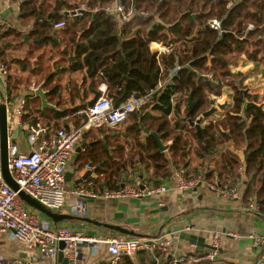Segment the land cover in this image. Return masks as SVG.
Wrapping results in <instances>:
<instances>
[{
    "label": "crops",
    "instance_id": "0c3cea01",
    "mask_svg": "<svg viewBox=\"0 0 264 264\" xmlns=\"http://www.w3.org/2000/svg\"><path fill=\"white\" fill-rule=\"evenodd\" d=\"M94 2L95 0H0V20L2 22L0 28V64L9 71L7 84L4 85L0 80V103L6 101L16 107L21 101H25L26 92L24 89L29 92L32 98H35L34 92L39 87L46 96L50 89H55L57 92L48 98V103L53 106H62L61 108L55 107L56 109L53 110L58 113L84 104L87 106L94 95L90 92L91 87H96L99 91L100 86L104 85L107 89L105 83L98 82L101 80L102 70L99 69L95 74L91 72V76L85 63L92 42H99L97 44L100 46L106 45L103 43L106 39L104 37H95L93 34L83 37L88 29L84 13H95L99 7L98 5L92 6ZM118 6L121 7L118 1L114 0L106 9L110 10L107 14L116 16L118 20L117 41L121 44L124 40L121 33L124 23L132 20L136 15L141 18H146V16L134 13L131 9L128 11L123 9L129 14V17L126 21H122L115 11ZM77 9H83L80 16L76 18L67 16L68 11L71 13ZM153 19V24L159 22L157 17ZM61 21L66 23L65 27L55 29L54 25ZM46 26L50 28L48 29ZM24 35H27V41L24 40ZM38 40H41V43L37 44ZM127 40L129 38L125 41ZM148 48L150 53L158 59L162 55L171 54L174 45L152 42ZM169 49L171 51H168ZM116 52L117 48L115 49ZM100 62L105 67L115 61L105 54L100 57ZM76 64H79V67L75 68ZM251 65L244 56H241L233 61L229 67L232 74H243L247 69L250 72L254 70V65ZM171 73H167L168 79L158 83V88L171 82L174 75ZM206 75L203 77L205 78ZM21 79L24 81L27 79V84L20 82V85L15 87L16 90L9 89L10 84L14 86ZM205 80L207 79L205 78ZM208 81L211 82L212 80ZM160 93L157 94V98L152 104L144 106L142 111L140 109L135 111L118 128L109 130L101 127L84 133L65 170V176L66 174L68 176L66 178L64 176L67 192L64 206L60 211L55 212L63 215H74L72 210L76 208L79 201L72 195L75 188L101 192L109 191L106 190L108 188L114 190L124 185H132L144 189V187L148 188L147 182L150 180L152 183L158 182V187L164 186L166 189L164 193L117 201L104 198L84 199L83 201L82 207L85 214L82 217L100 224L117 226L132 232L135 236L121 235L79 220L63 221L57 224L50 222L80 232L86 238L136 237L147 239L166 235L171 238L178 254L208 251L211 235L218 232L224 235L221 237L215 260L208 264H264V245L256 244L254 241V238L264 237V218L263 215L257 213L258 207L253 200L257 199V193L255 189L250 190L249 187L245 152L235 149L231 142H226L218 146L211 161L205 164V167L200 168L198 172L194 171L195 167L202 166H200L199 157L193 152L192 156L187 158L188 167L181 169L178 167V169L176 164L172 163V154L169 151L173 139H167L166 134L158 131V124L149 119L162 118L163 113L155 108L158 105L157 99ZM172 96L170 102L174 108L166 116V120L173 131L177 133L186 132V129L188 127L190 129L191 126L182 116L185 105L179 106V114L177 115L174 110L179 99L177 96L175 98ZM218 97L208 94V99L214 101V106L225 103L217 102L216 98ZM226 103L225 111L218 110L215 114L202 119L200 128L220 120L226 110L231 107L229 101ZM79 111H83V109H78L53 121L59 127L46 126L49 129V136L59 129L68 128L71 125L78 126L74 124V121L76 119L79 121L80 118L75 117L74 114ZM50 115L53 114L50 113ZM139 123L149 134L140 128ZM135 125L139 128L138 133H136ZM150 133H154L162 146H166L167 149L159 152L157 141ZM150 139L157 145L156 152L161 154L167 162L165 169L168 170V177L158 178L153 174L152 161L147 159L149 150L152 148ZM18 145L24 146V136L23 143ZM98 146L106 151L105 163L92 165L93 168L91 167V170L87 171L85 164L90 162L88 160L84 162V155L98 148ZM225 150L232 152L240 160L235 177L230 184L224 185L218 183L215 175L214 178L211 177L206 180L207 171L215 167L221 153ZM116 166H122L126 172L124 173L122 168L117 171ZM206 167L207 169H205ZM85 172L91 173L82 180ZM193 174L198 176L193 177L194 179L188 178ZM153 177L155 180L152 179ZM178 178L199 180V183L193 189L180 190L177 188ZM210 187H214L215 191ZM223 188L233 191L236 196L230 198L226 191L222 192ZM250 201L254 202L257 211L253 212L248 209ZM185 234L201 239L200 247L195 246V249H192L191 244L181 237ZM76 250L79 256L75 264H110L109 254L104 246L95 247L81 243ZM16 260L21 264H49L40 258L36 248L28 251L25 245L15 240L11 231L1 234L0 262L7 263ZM125 260L122 258L117 264H127ZM129 262L130 264H154L141 251L137 252L133 259H129ZM159 264H169V262L166 258H161Z\"/></svg>",
    "mask_w": 264,
    "mask_h": 264
},
{
    "label": "trees",
    "instance_id": "16d2710c",
    "mask_svg": "<svg viewBox=\"0 0 264 264\" xmlns=\"http://www.w3.org/2000/svg\"><path fill=\"white\" fill-rule=\"evenodd\" d=\"M113 1L95 0L92 6L98 5L97 11L84 13L88 29L83 37L93 34L95 37L106 38L103 42L106 43L105 46L98 45L99 42L91 43L85 58L90 75L92 76L91 72L95 74L99 69L102 70L101 80L98 82L106 84V96L114 106L125 103L133 95L142 97L153 91L149 102L141 107L142 111L143 107L152 104L161 92L155 108L163 113L162 118L149 119L158 124V131L166 134L167 139H173L169 151L172 154V163L176 164L177 168L188 167L187 158H190L193 152L199 157L202 166L195 167L194 171L198 172L211 161L218 146L226 142H231L237 150H243L247 154L245 166L249 187L257 193V199H253L258 207L257 213L264 215V94H248L239 84L243 75L232 74L229 67L233 61L244 56L248 62L264 69V0H117L125 11L131 9L134 13L146 16L141 18L136 15L124 23L121 31L124 40L121 44L117 41L118 20L106 11ZM155 17L159 22L153 24ZM213 19L221 23L220 34L207 27V23ZM249 26L253 29L249 30ZM128 38L129 40L125 41ZM152 42L172 44L174 50L171 54L162 55L157 59L148 48ZM105 54L115 62L104 67L100 57ZM74 67H79V64ZM167 73L174 74L171 82L158 88L160 81L164 82L169 78ZM206 74L212 75L211 82L203 77ZM224 85L232 89V104L220 120L200 128L199 135L194 127H188L186 132L178 133L169 127L166 116L174 108L170 102L172 95L176 94L179 99L175 104L176 114H179V106L184 104L182 116L185 119L188 115V120L195 122L210 109L208 94L220 96ZM15 87L12 85V90H16ZM97 91L96 87L90 88L91 93ZM56 92L57 90L50 89L44 97L53 115H44L26 124L59 127L53 121L78 109L87 108L84 104L63 112L53 111L55 107H62L48 103V98ZM189 96L194 103L190 108L187 107ZM34 100L40 99L35 97ZM44 111L42 108L43 114ZM81 119H76L74 124H81ZM134 127L138 133V126ZM150 142L152 148L147 159L152 161L153 174L158 178L168 177V170L165 169L167 162L156 152V143L152 139ZM105 158L106 151L98 146L84 155V162L88 160L89 165H85L93 168L92 165L105 163ZM239 165V158L225 150L215 167L207 171L205 178L208 180L215 175L220 185L230 184ZM119 168L126 172L122 166H116L117 171ZM197 176L193 174L188 178L194 179L193 177ZM152 179L155 180V177ZM147 183L148 188H157L159 185L151 180ZM118 189L117 187L114 190H106L111 192ZM125 259L126 263L130 264L129 259Z\"/></svg>",
    "mask_w": 264,
    "mask_h": 264
},
{
    "label": "built area",
    "instance_id": "2783aa9c",
    "mask_svg": "<svg viewBox=\"0 0 264 264\" xmlns=\"http://www.w3.org/2000/svg\"><path fill=\"white\" fill-rule=\"evenodd\" d=\"M83 9L67 12L70 18L81 15ZM106 11H110L106 9ZM116 14L122 21H126L129 14L122 7L118 6ZM66 23L61 21L54 25L55 29L64 28ZM2 22L0 20V28ZM210 30L220 34L221 23L213 19L207 23ZM252 30V26L248 27ZM168 51H171L170 49ZM8 70L0 64V80L4 85L8 82ZM212 80V75L205 76ZM99 97L90 108L76 112L75 117L82 118L78 126L71 125L68 128L59 129L49 136V129L40 124L23 125L22 117L23 104L21 101L14 107L6 101L2 102L6 109L7 118V169L12 181L17 185L18 191H12L3 181L0 168V235L12 232L15 240L26 246L28 251L37 249L40 258L49 264H56L59 251V244L63 243L62 254L68 264H75L79 254L77 246L81 243L105 247L109 254L110 264H117L122 258L133 259L139 251L145 253L154 263L159 264L161 258H166L169 264H208L215 260L218 247L223 233L214 232L210 237V248L204 253L197 251L191 254H178L173 246L171 238L166 235L156 238H86L77 231L67 227L57 226L49 219L41 217L39 213L29 210L18 196L23 191L33 200L52 212L60 211L64 206L66 196L65 170L68 162L75 151L76 145L82 140L84 133L93 129L105 127L114 130L125 123L130 116L149 102L153 91L142 97H130L125 103L114 106L106 96V87L99 88ZM176 94L172 96L175 98ZM13 126L16 129L24 130V146L14 142ZM85 170L91 168L86 166ZM199 180L177 179V188L180 190L193 189ZM210 189L215 191L214 187ZM164 186L157 188L140 189L132 185H124L117 191H93L88 189L75 188L72 195L79 201L76 210L82 209L84 199L104 198L106 200L137 199L144 196H152L164 193ZM226 191L230 198L236 195L233 191ZM248 209L255 212L254 202L250 201ZM264 218V215H263ZM255 243L264 245L263 238H254ZM195 249V245H191ZM160 258V259H159ZM0 264H21L19 261H12Z\"/></svg>",
    "mask_w": 264,
    "mask_h": 264
},
{
    "label": "water",
    "instance_id": "95a60500",
    "mask_svg": "<svg viewBox=\"0 0 264 264\" xmlns=\"http://www.w3.org/2000/svg\"><path fill=\"white\" fill-rule=\"evenodd\" d=\"M53 34H55V32H53ZM24 40H28L27 35H24ZM37 44L41 43V40H38L36 42ZM35 97H38L41 101L42 104V108H49V106L46 104L45 99H44V93L41 92V89H37L35 92ZM99 97V92H95L93 95V98L87 103V108L92 107V105L95 103V101L98 99ZM210 101V105L212 106L207 112L203 113L195 122H190L188 120V115L185 117V121L191 126L194 127L196 129V133L199 135L200 134V123L202 121V119H205L213 114L216 113V111L218 110H223L227 107V103H223V104H217L216 106H214V101L212 99L209 100ZM194 105L193 102H191V97L189 96L187 99V107H192ZM140 128H142V130H144L145 133L149 134V132L145 129H143L142 125L139 123ZM150 135H152L158 144V151L159 152H163L164 150L167 149L166 146H162L161 142L159 141V139L156 137V135L154 133H150ZM7 118H6V109H5V105L3 103H0V168H1V175H2V179L4 181V183L14 192L18 191V187L17 185L12 181L8 169H7ZM244 158L246 160V154L244 153ZM90 167V166H88ZM91 172H85L84 175L82 176V180L86 179V177H88L90 175ZM68 176V174H66L65 178ZM81 181V180H80ZM18 196L19 198L22 200V202L29 207L30 209L36 211L37 213H39L40 215H42L43 217L49 219L52 223L57 224L63 221H70V220H79L80 222H85L88 224H94L96 225L98 228H102L108 231H112L121 235H127V236H135L132 232H129L127 230H124L122 228H119L117 226H111V225H106V224H100L98 222H94L90 219L84 218L82 216H84V208L82 207V209L78 212L75 209L72 210V213L74 215H63L60 213H55L50 211L49 209L43 207L42 205H40L37 201L33 200L32 198H30L28 195H26L23 191H19L18 192ZM184 238V240H187L191 245H195V246H199L200 247V243H201V239L197 238L196 236L193 235H186L185 236H181ZM136 238V237H134ZM59 251L57 254V264H68L67 260L64 258L63 254H62V249L64 248L63 243L59 244Z\"/></svg>",
    "mask_w": 264,
    "mask_h": 264
},
{
    "label": "rangeland",
    "instance_id": "374dc122",
    "mask_svg": "<svg viewBox=\"0 0 264 264\" xmlns=\"http://www.w3.org/2000/svg\"><path fill=\"white\" fill-rule=\"evenodd\" d=\"M250 63V62H249ZM254 68V70L252 72H250V70L245 71V73H243V80L241 81V83L239 82V84H241V86L243 87V89H246L248 94H264V69L256 64L251 63ZM8 75H9V71H8ZM23 82L24 84H27V79L24 81L23 79L17 81L15 86L20 85L19 83ZM12 84L9 85V89L11 88ZM26 86V85H25ZM40 88V87H39ZM37 88V89H39ZM12 89V88H11ZM10 89V90H11ZM36 89V90H37ZM41 89V88H40ZM35 90V91H36ZM24 91L26 92V94L24 95L25 101L23 104V125H25L26 123H28L29 121H32L33 119H38L44 115H49L50 114V108H45L44 114L42 113V104L41 101H37L34 100V98L30 97L31 95L29 94V92H27L25 89ZM41 92L44 93L41 89ZM232 89L230 86H222L221 89V95L216 98L217 102L220 101L221 102H230V106L232 104ZM45 97V94H44ZM14 106V105H13ZM225 111L224 109L221 111L223 112ZM225 114V113H224ZM46 123H50L49 120H45ZM25 135V131L24 130H19L16 129L15 126H13V137H14V142L15 143H23V136ZM29 210H32L30 208H28ZM34 211V210H32ZM35 213H37L36 211H34ZM40 217L41 215L38 214Z\"/></svg>",
    "mask_w": 264,
    "mask_h": 264
},
{
    "label": "bare ground",
    "instance_id": "6f19581e",
    "mask_svg": "<svg viewBox=\"0 0 264 264\" xmlns=\"http://www.w3.org/2000/svg\"><path fill=\"white\" fill-rule=\"evenodd\" d=\"M35 94V93H34Z\"/></svg>",
    "mask_w": 264,
    "mask_h": 264
}]
</instances>
